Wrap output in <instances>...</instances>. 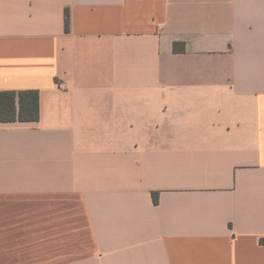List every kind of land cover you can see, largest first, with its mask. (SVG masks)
I'll list each match as a JSON object with an SVG mask.
<instances>
[{
	"label": "crops",
	"instance_id": "0c3cea01",
	"mask_svg": "<svg viewBox=\"0 0 264 264\" xmlns=\"http://www.w3.org/2000/svg\"><path fill=\"white\" fill-rule=\"evenodd\" d=\"M24 90L0 264H264V0H0Z\"/></svg>",
	"mask_w": 264,
	"mask_h": 264
},
{
	"label": "trees",
	"instance_id": "16d2710c",
	"mask_svg": "<svg viewBox=\"0 0 264 264\" xmlns=\"http://www.w3.org/2000/svg\"><path fill=\"white\" fill-rule=\"evenodd\" d=\"M70 18L66 17L69 28ZM175 50H183L175 45ZM40 119V98L37 90L0 91V123H35ZM158 203V196L154 194Z\"/></svg>",
	"mask_w": 264,
	"mask_h": 264
}]
</instances>
